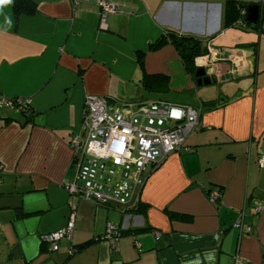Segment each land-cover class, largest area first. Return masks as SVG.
Wrapping results in <instances>:
<instances>
[{
    "label": "crops",
    "instance_id": "crops-1",
    "mask_svg": "<svg viewBox=\"0 0 264 264\" xmlns=\"http://www.w3.org/2000/svg\"><path fill=\"white\" fill-rule=\"evenodd\" d=\"M108 1L119 10L104 25L98 0H41L18 19L14 0L0 2V94L32 99L30 116L0 110V264H264V30L228 25L226 0ZM167 30L205 42L211 84L197 85L173 45L151 49ZM88 95L201 110L127 209L64 186L76 179L71 140ZM72 217V239L42 245Z\"/></svg>",
    "mask_w": 264,
    "mask_h": 264
},
{
    "label": "built area",
    "instance_id": "built-area-1",
    "mask_svg": "<svg viewBox=\"0 0 264 264\" xmlns=\"http://www.w3.org/2000/svg\"><path fill=\"white\" fill-rule=\"evenodd\" d=\"M235 1L240 6L241 14L235 26L247 27L244 3L260 5V20L264 24V0ZM73 2L77 4L78 0ZM98 2L104 25L119 8L108 0ZM207 55L196 58V65L200 66ZM1 109L30 116L32 99L0 94ZM200 113L199 108L189 104L178 105L163 100L115 104L107 97L88 95L82 132L71 140L77 176L75 181L64 186L70 194L97 205H117L127 209L152 170L170 154L185 147L188 137L199 125ZM260 165L264 167V156L260 158ZM219 196V192L211 194V202H216ZM263 209L259 207L256 211ZM244 217L245 213L242 212L235 225L241 235L252 231L250 226H245ZM73 229L72 217L65 227L44 235L42 240L52 249H57L59 241L71 239ZM120 233L121 228L111 224L106 236L117 246Z\"/></svg>",
    "mask_w": 264,
    "mask_h": 264
},
{
    "label": "trees",
    "instance_id": "trees-1",
    "mask_svg": "<svg viewBox=\"0 0 264 264\" xmlns=\"http://www.w3.org/2000/svg\"><path fill=\"white\" fill-rule=\"evenodd\" d=\"M39 1L41 0H14L13 7L16 19H18L23 14L30 16L36 14L38 12ZM225 13L226 23L228 25L231 24L234 26L235 22L241 17L240 6L238 2L235 0H226ZM247 27L258 29L261 32L264 30V28H262V26L259 24H248ZM247 27L245 28L249 29ZM164 45H173L178 50L184 67L187 69V71L191 72L192 74H194L197 68L196 58L204 56L209 52V49L203 40L193 35L177 33L174 30H167L166 32H164L157 40L151 43V49L156 50ZM147 83L149 82L147 81ZM3 176L4 169L3 166L0 164V181ZM219 193L220 196L218 200L212 203H218L221 197V192ZM135 210L139 211L140 209L138 208ZM89 243H87L85 246H82L86 247L87 245H89ZM42 245H44L43 241ZM81 249V245L79 247L71 248L70 255L76 253L78 250L81 251Z\"/></svg>",
    "mask_w": 264,
    "mask_h": 264
},
{
    "label": "water",
    "instance_id": "water-1",
    "mask_svg": "<svg viewBox=\"0 0 264 264\" xmlns=\"http://www.w3.org/2000/svg\"><path fill=\"white\" fill-rule=\"evenodd\" d=\"M243 6L246 8V14L244 15L245 22L248 24H257L260 18V5L255 3H244ZM193 75L199 86L211 84L214 81L212 76L208 74L205 66H197Z\"/></svg>",
    "mask_w": 264,
    "mask_h": 264
},
{
    "label": "bare ground",
    "instance_id": "bare-ground-1",
    "mask_svg": "<svg viewBox=\"0 0 264 264\" xmlns=\"http://www.w3.org/2000/svg\"><path fill=\"white\" fill-rule=\"evenodd\" d=\"M119 10V9H118ZM118 12V11H117ZM117 12H115V13H117ZM115 13H113V14H115ZM112 15V14H111ZM247 23V22H246ZM257 24H261V26H263L264 24L262 23V21L260 20V18H259V20H258V22H257ZM257 24H254V25H257ZM179 105V104H178ZM185 105H188V104H185ZM189 105H192V104H189ZM194 106V105H193ZM84 112H85V110H84ZM200 116H201V113H200ZM83 121H84V116H83ZM199 122H200V120H199ZM156 169V168H155ZM155 169H153L152 171H154ZM77 176V175H76ZM148 178V177H147ZM147 180V179H146ZM146 182V181H145ZM145 184V183H144ZM144 186V185H143ZM142 186V187H143ZM142 187H140V188H142ZM70 220V219H69ZM69 222V221H68ZM74 229H75V219H74ZM74 229H73V232H74ZM51 233V232H50ZM46 234H48V233H46ZM46 234H43L42 236H41V241H43L42 240V238L44 237V235H46ZM72 236H73V233H72ZM71 239H72V237H71Z\"/></svg>",
    "mask_w": 264,
    "mask_h": 264
},
{
    "label": "rangeland",
    "instance_id": "rangeland-1",
    "mask_svg": "<svg viewBox=\"0 0 264 264\" xmlns=\"http://www.w3.org/2000/svg\"><path fill=\"white\" fill-rule=\"evenodd\" d=\"M246 31H250V32L253 31V32H256V33L258 32V31H256L254 28H253V29H248V30H246ZM177 95H178V96L181 95V97L185 99L184 101H188L187 98H186V97H188V95H187V91L178 92ZM179 97H180V96H179Z\"/></svg>",
    "mask_w": 264,
    "mask_h": 264
},
{
    "label": "snow or ice",
    "instance_id": "snow-or-ice-1",
    "mask_svg": "<svg viewBox=\"0 0 264 264\" xmlns=\"http://www.w3.org/2000/svg\"><path fill=\"white\" fill-rule=\"evenodd\" d=\"M0 2H3V0H0Z\"/></svg>",
    "mask_w": 264,
    "mask_h": 264
},
{
    "label": "clouds",
    "instance_id": "clouds-1",
    "mask_svg": "<svg viewBox=\"0 0 264 264\" xmlns=\"http://www.w3.org/2000/svg\"><path fill=\"white\" fill-rule=\"evenodd\" d=\"M211 258V257H210Z\"/></svg>",
    "mask_w": 264,
    "mask_h": 264
}]
</instances>
